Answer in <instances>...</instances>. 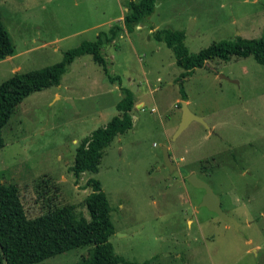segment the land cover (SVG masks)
<instances>
[{
  "label": "rangeland",
  "instance_id": "obj_1",
  "mask_svg": "<svg viewBox=\"0 0 264 264\" xmlns=\"http://www.w3.org/2000/svg\"><path fill=\"white\" fill-rule=\"evenodd\" d=\"M133 1L0 0L13 47L0 60V84L61 61L83 41L100 40L104 60L76 58L57 85L11 111L1 128L0 185L17 187L28 218L66 206L88 217L86 183L98 180L110 206L109 242L128 264H264V66L252 56L216 59L181 85L172 51L153 38L183 31L190 53L237 36L256 39L264 0H155L154 12L128 33ZM129 91L132 128L104 150L97 173L76 177L69 168L79 144L119 114L116 104ZM187 100L204 124L192 121L174 137ZM190 174L210 187L237 229L200 207L204 190L187 181ZM92 248L38 264H90Z\"/></svg>",
  "mask_w": 264,
  "mask_h": 264
},
{
  "label": "trees",
  "instance_id": "obj_2",
  "mask_svg": "<svg viewBox=\"0 0 264 264\" xmlns=\"http://www.w3.org/2000/svg\"><path fill=\"white\" fill-rule=\"evenodd\" d=\"M154 8L155 0L130 2L131 13L124 21L125 30L133 32L137 25L154 12ZM110 32L108 41L115 37L116 29ZM153 38L163 42L172 51L177 66L183 70L177 80L181 85L195 69L216 59L227 62L232 57L252 56L264 66V26L256 39L237 36L233 40L214 43L197 53L188 51L183 31L160 30L154 33ZM101 44L100 40L83 41L77 47L65 51L61 61L27 73H16L0 84V147L3 144L1 128L23 98L34 91L57 85L60 75L80 56L90 55L95 63L104 65L100 53ZM12 53L10 38L0 22V60ZM182 97H185L184 93ZM133 107L134 97L129 91L116 104L119 114L79 144L70 172L76 177L85 172H98L104 150L117 136L132 128L130 112ZM86 184L91 189L84 199L88 217L76 216L73 208L66 206L34 218L25 215L15 185H0V264H38L47 258L86 246L93 247L90 264H128L122 256L115 254L109 242L108 236L114 229L108 222L110 206L100 182L89 179Z\"/></svg>",
  "mask_w": 264,
  "mask_h": 264
},
{
  "label": "water",
  "instance_id": "obj_3",
  "mask_svg": "<svg viewBox=\"0 0 264 264\" xmlns=\"http://www.w3.org/2000/svg\"><path fill=\"white\" fill-rule=\"evenodd\" d=\"M133 90H134V87H133ZM179 110L181 111V120L175 132L174 137L178 136V134H180V132H182L188 126V124L191 123L192 121H196L198 123L204 124V121L202 118L192 114L189 111L185 101L181 103V107L179 108ZM162 153H163L164 166L167 167L170 172H172L173 170L176 169V166L173 165L171 161L168 148L165 146L162 147ZM187 181L193 187L204 190V195L201 199L200 207H205L209 211L215 213L223 221L232 225L235 229L238 228V223L233 218L229 217L222 211L218 197L212 192L210 187L205 182L198 179L196 175L194 174H190L187 177Z\"/></svg>",
  "mask_w": 264,
  "mask_h": 264
},
{
  "label": "crops",
  "instance_id": "obj_4",
  "mask_svg": "<svg viewBox=\"0 0 264 264\" xmlns=\"http://www.w3.org/2000/svg\"><path fill=\"white\" fill-rule=\"evenodd\" d=\"M10 57V56H9ZM186 102V104L188 105L189 104V102H188V100L187 101H185ZM142 104V103H141ZM169 150V149H168Z\"/></svg>",
  "mask_w": 264,
  "mask_h": 264
}]
</instances>
